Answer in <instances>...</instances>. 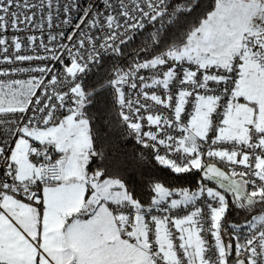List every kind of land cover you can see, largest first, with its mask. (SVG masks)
Masks as SVG:
<instances>
[{
    "label": "snow or ice",
    "instance_id": "snow-or-ice-1",
    "mask_svg": "<svg viewBox=\"0 0 264 264\" xmlns=\"http://www.w3.org/2000/svg\"><path fill=\"white\" fill-rule=\"evenodd\" d=\"M0 264H264V0H0Z\"/></svg>",
    "mask_w": 264,
    "mask_h": 264
}]
</instances>
